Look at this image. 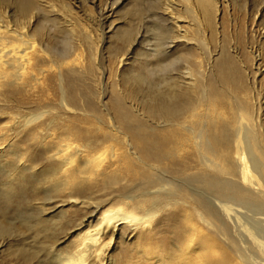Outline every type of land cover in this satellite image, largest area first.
Instances as JSON below:
<instances>
[{"label": "bare ground", "instance_id": "6f19581e", "mask_svg": "<svg viewBox=\"0 0 264 264\" xmlns=\"http://www.w3.org/2000/svg\"><path fill=\"white\" fill-rule=\"evenodd\" d=\"M35 3V0H14V4L17 5V13L23 20L28 18V23L22 22L18 24L19 26L13 25V29L0 23V119L5 116L3 119H6V123H10L9 129L15 136L20 135V132L30 138L40 133L41 123L37 124L36 121L42 112L27 116L22 112L29 103L39 105V103L48 102L53 91H51V84L54 85V95L58 99V107H60V111L64 112L62 116L66 115L68 120L75 119L80 115V104L90 111L94 109L90 101L75 99L73 95L69 94L70 91L68 92L66 87V75L75 77L79 72L80 63L72 62L65 56L54 58L44 47L36 44L38 32L31 31V15H29L30 10L36 5ZM215 3L216 0L165 1L161 10L173 21L176 33L173 42L183 39L188 42L187 29L189 27L196 26L203 33L211 29L212 22L216 24V21L210 6ZM184 13L189 14L190 20H186L187 22L181 17ZM130 37L124 32L120 36V41L122 44H128L131 41ZM200 42L203 43L201 40ZM259 69L257 68L255 73H258ZM200 70L202 69L200 68ZM199 71L197 73L201 75L202 71ZM183 74L182 78H178L182 82L169 81L170 88L167 95L160 91L158 96L145 97L147 100L141 102L143 106L141 116L163 123L164 127L169 125L171 128H185L186 135L189 136V139L184 137L185 142H194L192 147L201 167L203 166L209 171L217 170L216 175L218 176L210 177L214 180L207 179L209 176L205 171H197L193 175V183L201 187H212L215 193L223 198L219 205L216 204L213 197V202H211L220 211V215L212 212L204 204L203 188H198L200 194L189 189L190 193L184 192L183 196H179L177 193L181 194L182 188L177 189L179 185L177 187L174 185L175 180L172 181L166 175L160 172L158 174L153 170L149 164L150 161L159 162L158 151L160 149L154 148L148 142H143L145 138L142 135L139 136L141 132L138 137L134 136L139 139L138 142H135L132 137L129 138L127 132L131 131L132 124L130 122L131 119H135V115L132 117L133 114L129 109L119 105L117 110L119 123L111 116L106 125L112 138L115 135L112 132L121 135L120 142H116L118 143L116 145L114 142L112 146H106L107 142H96L99 137L96 136L95 131H100V129H96L94 132H90L92 129H85L87 131L83 133L85 142H75L74 139H71L73 135L66 124L61 125L59 136L67 142H44L42 140L39 142L40 139L32 138L36 141L30 142V144L34 143L32 149H30V144L27 148L22 149L23 147H19L21 142L8 143L11 161L9 160L10 163L5 162L0 167V174L6 175V179L0 184V199L3 198L0 200L1 203L9 204L8 201L15 197L18 187L22 186L31 188L32 191L39 190L37 194H44L46 197L45 201L33 206L39 214H43L46 207L49 209L58 208L59 205L90 210L87 217L81 218L77 224H75L76 221H70L68 229H74L76 232L71 236L70 251L68 254L52 253V264H102L113 237L123 232H126L130 237L137 235L144 242L143 244L139 242L134 244L137 252L133 251L134 248L131 246L126 264H264V142L259 140L257 134V127L264 131L263 123L257 116L256 118L259 120L256 122L257 126L254 125L249 111L240 105L239 108L234 109L238 111L239 119L236 123L238 126L235 124L236 121L234 122L236 128H234L233 136L228 135L234 126L230 127V121L227 125L230 124L231 130L227 132L222 129L221 139L218 140L214 136L215 134L209 135L206 128L207 120L204 121V115L199 114L197 110L203 107L204 99L210 98V95L208 94L207 97V90L203 86L199 97H196L194 91L197 86V79L194 77L196 75L189 68H186ZM148 93L150 94L147 91L145 95L148 96ZM19 95L21 98L17 99ZM33 100L39 103H33ZM8 101H13L15 106L6 107ZM213 109L214 107H212ZM235 113L237 112L235 111ZM62 116L59 113L55 114L48 125H53L55 120L62 124L65 120L62 119ZM234 116L237 118L236 114ZM195 117L199 120L196 121ZM192 118L197 124L195 130L193 124L194 128H188L189 126L185 122L178 123L177 121L185 119L188 123ZM10 119L13 122H10ZM3 121L0 120L1 126ZM128 123L130 124L128 125ZM184 123L188 127H183ZM209 123H212L211 120ZM99 124L102 125L100 121ZM223 124L224 122H222ZM3 132L4 134L0 133V139L6 136L4 130ZM136 132L135 135H137ZM104 135L105 137L109 136ZM126 139L127 142L124 141ZM221 142L227 146L224 150H229L230 143H235L236 154L233 155L232 162L229 161L231 159L230 152L226 154L225 151L221 152L218 149L222 148ZM2 143H0V157L6 152V147H3ZM120 145L122 147H119ZM108 146L110 147L108 148ZM39 165L40 167H38ZM150 170L155 171L160 177L152 176L150 173L151 175L142 180L141 184L135 185V188L138 187L136 189L146 185L145 189L149 188V191L146 190L135 196L129 192L127 195L122 194L123 189L129 185L135 174L146 175ZM219 176H223L225 181L219 182ZM25 179H32L33 182ZM112 193L113 197L117 198L116 208L101 211L102 207L112 198L110 195ZM96 194H103L101 197H104L97 201ZM194 194L198 195L194 196ZM10 202L13 203V201ZM50 202L52 204H49ZM178 206L185 209L182 211V215H176L178 219L175 221L170 216L171 220L169 221H174L171 223L173 227L171 234L174 239L165 248L159 244L158 232L156 233V228L152 224L158 220L156 218L159 212L173 207L178 208ZM188 209L193 211L195 216L190 211L188 213ZM28 218H22L23 223L27 224V227L33 231L32 233H39L44 237L51 223L42 221L41 216H38L36 220L32 215H29ZM87 218L91 219L93 223H87ZM216 223L219 226L217 229L222 247L208 236L210 228H216ZM9 231L10 228L7 225L0 223V237L7 235ZM35 237L37 236L35 235ZM37 245L38 243L33 240V246L28 250L29 253L25 254L23 251L20 253L24 258L34 256L35 251H38ZM227 249L230 250V253H227Z\"/></svg>", "mask_w": 264, "mask_h": 264}, {"label": "rangeland", "instance_id": "374dc122", "mask_svg": "<svg viewBox=\"0 0 264 264\" xmlns=\"http://www.w3.org/2000/svg\"><path fill=\"white\" fill-rule=\"evenodd\" d=\"M165 1L171 0H35L36 5L30 10L29 15H31V31L38 32L36 44L44 47L54 58L65 56L68 60L71 59L72 62L80 63L79 72L76 73L75 77L69 74L66 75V87L68 92L70 91L69 94L73 95L75 99L90 101L94 109L90 111L80 104V115L75 119L73 118V121L68 120L66 115H64V118L62 116L64 112L60 111L57 103L58 99L54 95V85L51 84V91H53L48 102L39 103L33 100V103H39L40 106L29 103L22 112L26 116L42 112L41 119L39 118L36 121L37 124L41 123L39 134L30 138L19 132L20 135L15 136L13 131L9 129L10 123H6V119H3L5 116L1 117L0 120H4V123L1 122L2 126L0 124L2 129V131L0 129L2 132L0 133L4 134V130L6 136L2 138L3 140L0 139V143L3 142L2 146L6 147V152L0 157V167L5 162L10 163L11 161L8 149L10 142H21L19 147H23L22 149L27 148L30 142H36L32 138L40 139L39 142L41 140L44 142H67L59 136L61 125L64 124L68 125L73 135L71 139H74L75 142H85L83 141V133L87 132V129H92L90 132L100 129V131H95L96 136L99 137L96 142H107L105 143L106 146H112L113 142L114 145L118 144L116 142H120L121 135L112 132L115 134L112 138V134L108 131L106 125L111 116L119 123L117 110L120 105L129 109L133 114L132 117L135 115V119H131L130 122L132 124L131 131L127 132L129 138L132 137L135 142H138L139 139L134 136L138 137L139 132H141L139 136L142 135L145 138L143 142H148L154 148L160 149L158 151L160 155L159 162L150 161L149 165L152 166L153 170L157 171L158 174L160 172L166 175L172 181L175 180L174 185L176 187L179 185L177 189L182 188L180 190L182 191L181 194L177 193L179 196L190 193L189 189L200 194L198 188H203L204 204L212 212L220 215V211L211 202H213V197L216 204L219 205L223 198L219 197L212 187H201L193 183V175L197 171H205L206 175L209 176L207 179H213L218 176L216 175L217 170L209 171V169L201 167L192 147L194 142H185L184 137L189 139L185 128H171L169 125L164 127L163 123L141 116L143 108L141 102L147 100L146 98H149V95L151 97L158 96L157 94L160 91V93L163 92L167 95L170 82L176 80L182 82L178 78H182L184 70L189 68L194 72V75H196L194 77L197 79L196 90H194L196 97H199L203 86L207 90V97L208 94L210 98L212 97V99L209 97L206 98L207 100L204 99L203 107L198 108L199 110L196 109L199 114L204 115V121L207 120L206 128L209 135L215 134L214 136L219 140L222 138V129L228 132L233 125L228 135L234 134L235 124L239 119L238 111L234 109L239 108L240 105L249 111L254 120V125L257 126L256 122L259 119L256 117L258 116L264 126V0H216V3L210 6L216 24L212 22L211 29L206 33L200 32L196 26L189 27L187 29L189 41L185 42L183 39L175 43L173 42L176 34L173 21L164 15L161 10ZM181 5L183 4L181 3ZM16 8L17 5L14 4V0H0V23L10 29H13V25L19 26V23H28V18L23 20L17 13ZM182 15L181 17L185 21L190 20L188 18L189 14L184 13ZM124 32L131 36V41L128 44H122V41H120V36ZM121 60L122 62H120ZM200 68L202 70L199 71ZM257 68H260L259 74L255 73ZM198 71H202L201 75H198ZM147 91L150 92L148 96L145 95ZM219 95L220 97H218ZM18 98H21V95ZM13 103V101L6 102V107H14ZM212 107H214L213 110ZM205 110H207V113ZM58 113L62 116V119H65L62 124L55 120L56 122L53 125H48V122ZM235 114L237 118H235ZM196 118L194 119L196 120ZM10 120V122H13L12 119ZM192 120L193 118L188 122L190 124L185 119H178L177 121L178 123L185 122L189 127L185 123V125L182 124L183 127H195V130L197 129L195 123L199 119ZM210 120L211 124L209 123ZM99 121L102 124H99L100 126L98 125ZM228 121H230V127V124L227 125ZM222 122H224V126ZM3 125H5L4 128H2ZM236 126L238 125L236 124ZM135 132L137 135H135ZM104 134L109 136L105 137ZM257 134L259 140L264 142V131L257 127ZM124 141L127 142V139ZM23 142L29 143L24 145ZM33 144H30V149L34 148ZM220 145L222 148L218 149L221 152L225 151L226 154L230 152L231 159L229 161L232 162V157L236 154L235 143H230L229 150H224L227 146L223 142ZM119 147H122V145ZM199 167L201 168L199 169ZM155 171L150 170L146 175L135 174L129 185L123 189L122 194L127 195L129 192V194L135 196L146 190L149 191V188L145 189L146 185L140 189H136L138 187L135 188V185L141 184L142 180L151 174L160 177ZM197 176L199 178V175ZM219 178V182L225 181L223 176H219ZM4 179H6V175L0 174V184L3 183ZM25 180L33 182L32 179ZM169 190L172 191V189ZM37 191L20 186L15 197L8 201L9 204L4 205L0 202V223L10 228L7 235L0 237V264H52V253L68 254L70 251L71 236L76 233L74 229V231L68 229V225L71 224L70 221H76L75 224H77L81 218L85 219L87 213L90 212L86 208L74 209L59 205L58 208L49 209V207H46V211L39 214L33 206L36 203L45 201L46 197L44 194H37ZM102 195L96 194L97 201L104 197H101ZM110 195L112 198L102 207L101 211L116 208L117 198L113 197V193ZM196 195L198 194H194V196ZM10 201H13V203ZM49 204H52V202ZM184 209V207L178 206V208L173 207L159 212L156 218L158 220L154 221L152 225L155 226L156 233L158 232L157 237L161 246L166 248L174 239L171 234L173 228L171 223L178 219L177 214V216L182 215ZM189 211L188 209V213H193V211ZM29 215H32L35 218L34 220L41 216L42 221L51 223L44 237L42 234L32 233L33 231L27 227V224L23 223L22 218L29 219ZM170 216L174 221H169L171 220L169 219ZM89 222L93 223L91 219L87 218V223ZM217 224L216 228H210L211 233L209 232L208 236L212 237L222 247ZM33 240L38 243V251H35L34 256L24 258L20 252L23 251L28 254V250L33 246ZM138 242L140 244L144 243L137 235L130 237L126 232L118 233L110 242L102 264H126L129 257L127 254L131 252V246L134 248L133 251H138L134 247V244ZM226 251L230 253L229 249Z\"/></svg>", "mask_w": 264, "mask_h": 264}]
</instances>
